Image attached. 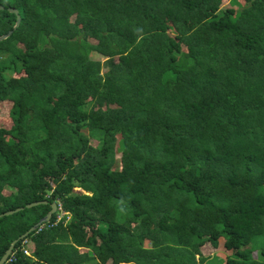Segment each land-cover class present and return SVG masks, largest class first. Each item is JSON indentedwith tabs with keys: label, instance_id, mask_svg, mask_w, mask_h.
<instances>
[{
	"label": "trees",
	"instance_id": "trees-1",
	"mask_svg": "<svg viewBox=\"0 0 264 264\" xmlns=\"http://www.w3.org/2000/svg\"><path fill=\"white\" fill-rule=\"evenodd\" d=\"M221 1L0 0V214L45 202L0 258L60 207L4 264H264V0Z\"/></svg>",
	"mask_w": 264,
	"mask_h": 264
},
{
	"label": "rangeland",
	"instance_id": "rangeland-1",
	"mask_svg": "<svg viewBox=\"0 0 264 264\" xmlns=\"http://www.w3.org/2000/svg\"><path fill=\"white\" fill-rule=\"evenodd\" d=\"M242 4V2L240 0H222L221 4H220V8H234V10H236L238 8V6ZM89 59L90 60H96L99 62H102L104 60L103 57H100L99 55H96L95 53H90L89 54ZM178 62L181 63L183 62V59L180 57L178 59ZM10 104L7 102H1L0 103V125L4 126L5 128L9 127V121L7 120V118H5L6 112L9 108ZM90 144L92 146L95 145V142L90 140ZM114 158L116 159V161H118L119 158V152H115L114 154ZM74 191H79V189H74ZM8 191H4L3 194L6 195ZM68 219V217L66 218ZM221 243H219V246L216 249H213L211 247H209L207 244L203 245L201 247V252L202 255L204 257H206V264H222V262L224 261L225 257L230 255L229 251H225L222 247H221ZM262 243V242H261ZM259 243L258 241L255 243L258 247H260L262 244ZM254 244V243H253ZM253 244H250L249 246V250L251 251L250 256L252 258H256V250L253 247ZM145 246H148L147 242L144 243ZM30 252V251H29Z\"/></svg>",
	"mask_w": 264,
	"mask_h": 264
},
{
	"label": "water",
	"instance_id": "water-1",
	"mask_svg": "<svg viewBox=\"0 0 264 264\" xmlns=\"http://www.w3.org/2000/svg\"><path fill=\"white\" fill-rule=\"evenodd\" d=\"M2 9H3V7L0 6V10H2ZM6 11L8 13H11V14H13L15 16V22H14V25H13V27H12V29L10 31H8L6 34L0 36V41L6 39L11 34V32L14 31L18 27V23H19V17H18L17 11L15 9L6 8ZM43 203H45V202H32V203L26 204L23 208H27L28 209V208H31V207H34L36 205L43 204ZM23 208L22 207L21 208H16L15 210L4 212V213L0 214V217L11 215V214H13L15 212H18V211L22 210ZM49 208H50L49 211L42 218H40L25 233L20 235L17 239L13 240L9 244L8 248L5 250V252L3 253V255L0 258V264H4L5 263L7 257L9 256V254H10V252L12 250L13 245L17 241L22 240L28 233L34 231L38 226H40L41 224L46 223V222H48L50 220L51 215L54 214V212L56 210V206H55V204L52 203V204H50Z\"/></svg>",
	"mask_w": 264,
	"mask_h": 264
},
{
	"label": "built area",
	"instance_id": "built-area-1",
	"mask_svg": "<svg viewBox=\"0 0 264 264\" xmlns=\"http://www.w3.org/2000/svg\"><path fill=\"white\" fill-rule=\"evenodd\" d=\"M56 210H58V211H60V207L59 206H56ZM62 215V213H60L58 216H57V220L60 218V216ZM40 228V227H39ZM22 253L24 254V255H26V256H28L29 255V251L28 250H26V249H22Z\"/></svg>",
	"mask_w": 264,
	"mask_h": 264
}]
</instances>
